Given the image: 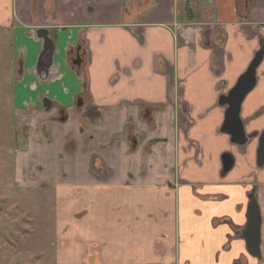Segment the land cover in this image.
I'll use <instances>...</instances> for the list:
<instances>
[{
	"label": "crops",
	"instance_id": "1",
	"mask_svg": "<svg viewBox=\"0 0 264 264\" xmlns=\"http://www.w3.org/2000/svg\"><path fill=\"white\" fill-rule=\"evenodd\" d=\"M39 27L57 36L47 80ZM0 35L25 69L14 182L54 203L45 264H264V55L241 105L246 144L221 130L220 102L264 49V0H0ZM79 43L84 91L67 61ZM251 195L259 256L243 235Z\"/></svg>",
	"mask_w": 264,
	"mask_h": 264
},
{
	"label": "rangeland",
	"instance_id": "2",
	"mask_svg": "<svg viewBox=\"0 0 264 264\" xmlns=\"http://www.w3.org/2000/svg\"><path fill=\"white\" fill-rule=\"evenodd\" d=\"M12 42L9 35H0V264H45L53 250V199L44 190L22 191L14 182L18 140L13 83L18 59Z\"/></svg>",
	"mask_w": 264,
	"mask_h": 264
},
{
	"label": "water",
	"instance_id": "3",
	"mask_svg": "<svg viewBox=\"0 0 264 264\" xmlns=\"http://www.w3.org/2000/svg\"><path fill=\"white\" fill-rule=\"evenodd\" d=\"M42 30V31H40ZM39 36L45 41L43 52L39 58V62H44L49 67L52 63V56L54 53V43L49 35L48 30L39 29ZM48 52L45 57L44 54ZM264 55V49L258 51L250 63L247 70L240 76L237 84L230 89L227 94L220 97V102L223 105H228L225 121L222 125V131L229 133L231 135V140L239 145H244L248 141V137L245 134V129L240 118L241 105L247 94L255 87L256 84V71L257 67L260 65ZM45 59V60H44ZM45 109H51L52 105L48 104V99H44ZM260 152H259V164H264V132L260 139ZM225 168L229 169L230 159L227 155L225 157ZM247 225L244 228V238L247 243L249 252L254 255H260V245H261V219L259 212V205L255 195H251L248 204L247 212Z\"/></svg>",
	"mask_w": 264,
	"mask_h": 264
},
{
	"label": "flooded vegetation",
	"instance_id": "4",
	"mask_svg": "<svg viewBox=\"0 0 264 264\" xmlns=\"http://www.w3.org/2000/svg\"><path fill=\"white\" fill-rule=\"evenodd\" d=\"M39 29H45V30H48V29L47 28H44V27H39L37 29H34V34L36 35L37 39L42 40V43H43L42 44V52H43L44 45H45V41H44V39L42 37L39 36ZM40 31H42V30H40ZM48 32H49V35H50V31L49 30H48ZM51 38H52L53 43H54V53H55V51H56L57 36L56 37L55 36H52ZM69 51H70V49H69ZM87 51H88L87 45H85V47H84V44L83 43H79L76 47H74L72 49L71 54H70V52L68 53V60H67L68 61V64L71 67V69L73 71L79 73V75L82 77V79H83V82H82L83 91L86 90L87 87H88V85H87V83H88L87 73L84 71V69L86 68L85 57H86ZM42 52H41V54H42ZM54 53H53L52 61H51L52 64L49 67L47 66V64L45 62H44V64L42 62H39V59H38V63L36 65V68H37L38 72H35V73L39 77H41V76L43 77L44 76L46 78L45 80H47L50 77V74L52 73V70L55 68L54 67ZM47 55H48V52H46L44 54L45 57ZM40 56H39V58H40ZM20 59H22V58H20ZM20 59L18 60V62L16 64V68H17L16 69V72H17V75H19V79L22 80L25 77V69H24V62L22 60H20ZM57 77H61V75H59V74L54 75L53 76V79L54 78H57ZM40 99H41V105L43 106L44 109H45V106H44L45 103L43 101H44V99H48V104H51L52 105L51 109H49L48 111H51L52 109H56V114H55L56 117L64 119L67 116V112H66L67 111V108L65 106H63V105H57V103L55 101L47 98L45 95H41L40 96ZM76 104L77 105H83L84 104V97L82 95H80L77 98ZM13 105H14V103H13ZM27 106H28V104H27ZM42 126H43V124H42ZM149 126L150 127H153V124L152 125H149ZM28 130L29 129H26L25 128V134L28 132ZM42 130L44 131V129H42ZM71 143L75 145V143L73 141H71ZM71 143L70 142L67 143V148L66 149H67L68 152L71 150L70 149V144ZM52 158H54V155H52ZM226 170H228V169H226ZM259 212H260V210H259ZM260 219H261V217H260ZM243 235H244V230H243Z\"/></svg>",
	"mask_w": 264,
	"mask_h": 264
},
{
	"label": "trees",
	"instance_id": "5",
	"mask_svg": "<svg viewBox=\"0 0 264 264\" xmlns=\"http://www.w3.org/2000/svg\"><path fill=\"white\" fill-rule=\"evenodd\" d=\"M189 10H190V9H189ZM189 10H188V11H189ZM188 11H187V12H188Z\"/></svg>",
	"mask_w": 264,
	"mask_h": 264
}]
</instances>
